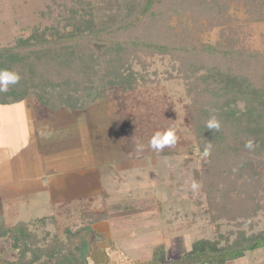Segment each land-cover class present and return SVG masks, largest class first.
<instances>
[{
    "label": "rangeland",
    "instance_id": "1",
    "mask_svg": "<svg viewBox=\"0 0 264 264\" xmlns=\"http://www.w3.org/2000/svg\"><path fill=\"white\" fill-rule=\"evenodd\" d=\"M237 1L230 12L240 21L245 13ZM42 2L0 0V49L13 55V43L30 34ZM200 37L216 41L219 27ZM240 37L247 51L263 49L264 22L246 24ZM173 62L170 54L149 58L150 66L144 77L138 75L136 88L86 85L83 99L88 105L82 109H49L33 96L16 105H0V168L16 170L21 180V197L0 207L5 224L54 217L46 225L49 235L65 238L66 228L85 229L90 217L110 213V220L92 224L90 234L84 231L89 264H145L161 249L165 255H158L159 260L178 261L199 240L212 241L230 231L250 235L264 230L262 213L252 219L253 227L247 221L239 225L213 219L202 189L205 159L191 121L187 79ZM134 69L142 70L137 64ZM227 72L233 73V67ZM258 72L264 75V68ZM229 73L220 83L213 82L219 89L215 96L230 103L227 92L235 95L231 106L243 122L242 114L253 106L255 94L249 93L246 79L239 85ZM142 77L146 82L141 83ZM170 126L176 143L160 152L152 149L151 137ZM259 168L263 179L264 164ZM193 179L201 184L195 195L189 190ZM125 201L135 207L115 206ZM6 225L0 224V230ZM32 225L44 234L43 226ZM15 240L10 232L0 235V264L15 260L20 250ZM227 264H264V247Z\"/></svg>",
    "mask_w": 264,
    "mask_h": 264
},
{
    "label": "trees",
    "instance_id": "2",
    "mask_svg": "<svg viewBox=\"0 0 264 264\" xmlns=\"http://www.w3.org/2000/svg\"><path fill=\"white\" fill-rule=\"evenodd\" d=\"M233 1L43 0L30 34L13 43V55L0 49V68L21 76L18 84L0 94V105L17 104L33 96L49 109H82L88 105L83 99L86 85L136 88L138 75L143 76L150 66L149 58L170 54L174 67L187 79L197 143L202 151L204 144L213 145L202 173V189L212 217L239 225L247 221L253 227L252 219L264 214V178L259 168L264 164L259 157L264 156V75L258 72L264 68V48L247 51L240 46V35L246 24L264 22V0H238L245 13L240 21L230 12ZM216 27V41L205 42L200 37ZM135 64L142 68L140 72L134 69ZM230 66L239 85L246 79L249 93L255 94L253 106L242 114L243 122L231 106L235 95L227 92L230 103L222 98L219 102L215 96L219 89L213 82L220 83L228 76ZM212 115L223 125L216 133L205 126ZM249 139L256 144L252 151L244 147ZM115 206L121 210L135 207L132 201ZM105 219H111L110 213L90 217L85 229L66 228L62 238L49 235L46 228L54 217L12 226L1 217L0 224L7 227L0 235L10 232L18 242L20 250L10 264H89L84 231L90 234L92 224ZM32 222L43 226L44 234L34 231ZM259 247H264V230L250 235L244 230L230 231L212 241L199 240L178 261L159 260L158 255L164 253L161 249L145 264H227Z\"/></svg>",
    "mask_w": 264,
    "mask_h": 264
},
{
    "label": "clouds",
    "instance_id": "3",
    "mask_svg": "<svg viewBox=\"0 0 264 264\" xmlns=\"http://www.w3.org/2000/svg\"><path fill=\"white\" fill-rule=\"evenodd\" d=\"M21 79L20 74L8 68H0V94L7 93L11 86L19 83ZM206 129L212 130L214 133L218 132L221 128V121L215 116L212 115L206 122ZM177 141L174 127H168L164 131H157L150 140V147L157 152L162 151L166 147L174 145ZM244 147L249 151L254 150L256 147L255 142L252 139H249L245 142ZM213 145L209 142L204 144L203 151L201 153L202 159H207L210 157L212 152ZM201 188L199 181L193 179L189 185V190L193 195L197 194Z\"/></svg>",
    "mask_w": 264,
    "mask_h": 264
},
{
    "label": "crops",
    "instance_id": "4",
    "mask_svg": "<svg viewBox=\"0 0 264 264\" xmlns=\"http://www.w3.org/2000/svg\"><path fill=\"white\" fill-rule=\"evenodd\" d=\"M12 105H16V104H12ZM0 123H3V121L0 120ZM18 174L19 173H17L16 170L15 172H13V169L7 167L0 168V204H1L0 207L3 206V204H5L9 200L11 202V199L12 200L14 199L15 202L17 200V197H21V189H19V187L17 186L18 182L21 181V180L18 181ZM52 179L54 178L50 177L48 180H52ZM46 185L48 189L53 188L48 186L49 181L46 182ZM11 206H13V203ZM1 217H3L4 220V212L0 209V218Z\"/></svg>",
    "mask_w": 264,
    "mask_h": 264
}]
</instances>
